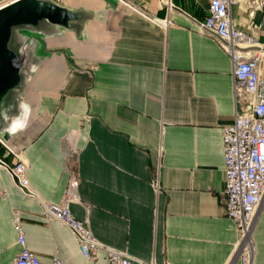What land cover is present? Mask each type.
Listing matches in <instances>:
<instances>
[{
    "label": "crops",
    "instance_id": "crops-1",
    "mask_svg": "<svg viewBox=\"0 0 264 264\" xmlns=\"http://www.w3.org/2000/svg\"><path fill=\"white\" fill-rule=\"evenodd\" d=\"M48 1L76 17L13 26L8 41L17 74L0 93V138L12 151L0 141V158L25 163L32 194L0 168V264L21 251L15 212L41 264L54 253L64 264H108L102 250L86 260L70 230L43 213L72 174L71 213L135 264H240L223 207L232 63L197 26L207 0H132L143 12L116 0ZM231 15L264 44L261 11L235 3ZM251 238L252 264H264V197Z\"/></svg>",
    "mask_w": 264,
    "mask_h": 264
},
{
    "label": "built area",
    "instance_id": "built-area-1",
    "mask_svg": "<svg viewBox=\"0 0 264 264\" xmlns=\"http://www.w3.org/2000/svg\"><path fill=\"white\" fill-rule=\"evenodd\" d=\"M16 0H0L10 4ZM129 9L143 12L132 0H116ZM207 14L197 21L201 31L213 36L229 55L232 63L233 93L237 105L234 119L222 129V152L224 173V213L237 226L239 240L234 259L240 264H252L253 243L251 231L259 206L264 197V77L260 65L264 60V44L253 35L237 28L231 15L232 4L248 5L263 13L264 0H207ZM168 4V3H166ZM169 2V7H171ZM154 19V18H153ZM167 25V18L155 19ZM263 22L258 28L263 27ZM1 143L10 147L0 138ZM17 161L10 165L0 158V168L11 176L16 187L24 194L32 191L26 175V166L17 155ZM157 185L158 183L155 182ZM77 175L72 174L60 202L42 201L45 216L64 224L75 237L80 252L86 260H95L100 250L106 254L108 264H135L136 259L124 251L100 242L85 220L77 219L69 205L76 199ZM17 243L21 251L13 264H41L37 254L26 244L25 233L14 213ZM51 264H64L58 254L51 256Z\"/></svg>",
    "mask_w": 264,
    "mask_h": 264
},
{
    "label": "water",
    "instance_id": "water-1",
    "mask_svg": "<svg viewBox=\"0 0 264 264\" xmlns=\"http://www.w3.org/2000/svg\"><path fill=\"white\" fill-rule=\"evenodd\" d=\"M75 17L66 8L48 0H19L0 8V93L16 80L17 68L8 48L11 28L42 20L67 26L69 20Z\"/></svg>",
    "mask_w": 264,
    "mask_h": 264
},
{
    "label": "bare ground",
    "instance_id": "bare-ground-1",
    "mask_svg": "<svg viewBox=\"0 0 264 264\" xmlns=\"http://www.w3.org/2000/svg\"><path fill=\"white\" fill-rule=\"evenodd\" d=\"M16 1H19V0H16ZM16 1H14V2H16ZM14 2H12V3H14ZM6 2H2L1 4H0V8H3V7H5V6H7V5H9V4H7V5H4ZM11 4V3H10Z\"/></svg>",
    "mask_w": 264,
    "mask_h": 264
}]
</instances>
